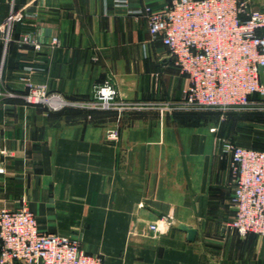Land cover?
I'll return each mask as SVG.
<instances>
[{"label": "crops", "instance_id": "0c3cea01", "mask_svg": "<svg viewBox=\"0 0 264 264\" xmlns=\"http://www.w3.org/2000/svg\"><path fill=\"white\" fill-rule=\"evenodd\" d=\"M172 1L0 0V25L12 10L26 21L8 42L0 32V211L29 208L42 232L78 237L104 264H264V240L228 226L234 185L217 147L230 137L264 150V115L239 113L218 129L194 111L156 109L179 103L187 80L138 11ZM27 29L58 45L21 47ZM26 79L74 101L111 79L121 101L151 108L49 113L26 103ZM163 218L167 232L150 234Z\"/></svg>", "mask_w": 264, "mask_h": 264}, {"label": "built area", "instance_id": "2783aa9c", "mask_svg": "<svg viewBox=\"0 0 264 264\" xmlns=\"http://www.w3.org/2000/svg\"><path fill=\"white\" fill-rule=\"evenodd\" d=\"M138 14L146 18L151 36L167 47L187 80L179 103L156 106L161 114L261 108L263 102L251 97L264 98V8H256L251 0H173L160 11L145 7ZM14 23L26 26L24 15L12 10L0 25L6 42ZM18 44L41 52L46 47L55 48L58 39L44 44L27 29ZM25 81L26 103L49 113L74 108L116 111L122 116L151 108L121 101L111 79L96 85L89 101L69 100L50 92L44 83ZM119 136L117 129L109 133L114 141ZM217 147L229 163L234 185L231 204L235 215L228 226L240 237L254 234L264 240V150L239 145L229 138H218ZM160 221L149 226L150 234L165 233L172 225L168 218ZM0 243V264H104L102 256L82 248L78 237L42 232L36 215L27 207L0 211Z\"/></svg>", "mask_w": 264, "mask_h": 264}, {"label": "rangeland", "instance_id": "374dc122", "mask_svg": "<svg viewBox=\"0 0 264 264\" xmlns=\"http://www.w3.org/2000/svg\"><path fill=\"white\" fill-rule=\"evenodd\" d=\"M252 110H264V103H263V105H261V108H258V109L254 108ZM230 112H233V111H230ZM230 112L209 111L207 113H202V114H203V116L206 117V120H208V121L211 120L212 122H214L217 125L218 129H222L224 123H226L227 117H229V115H230L229 114ZM235 112H237V111H235ZM233 115H235V116H233ZM233 115H231V118L234 120V117L237 118L238 114H233ZM215 129L217 130V128H215ZM220 138H223V137H220Z\"/></svg>", "mask_w": 264, "mask_h": 264}, {"label": "trees", "instance_id": "16d2710c", "mask_svg": "<svg viewBox=\"0 0 264 264\" xmlns=\"http://www.w3.org/2000/svg\"><path fill=\"white\" fill-rule=\"evenodd\" d=\"M251 99L252 100H254V101H258V102H263L264 103V98H260L258 95H254V96H252L251 97ZM70 109H74V108H70ZM68 110V109H67ZM78 110H80V109H78ZM83 111H85V110H83ZM207 112H209V111H205V112H196V113H199V114H202V113H207ZM239 113H242V114H244V113H262V115H264V111H262V110H246V111H243V110H241V111H237V112H235V111H233V112H230L229 114V117H231V115H233V114H239ZM203 115V114H202ZM233 116H235V115H233ZM236 118L234 117V120H235ZM233 120V121H234ZM226 138H229V139H231L230 137H226ZM231 140H233V139H231ZM234 141V140H233ZM235 142V141H234Z\"/></svg>", "mask_w": 264, "mask_h": 264}, {"label": "water", "instance_id": "95a60500", "mask_svg": "<svg viewBox=\"0 0 264 264\" xmlns=\"http://www.w3.org/2000/svg\"><path fill=\"white\" fill-rule=\"evenodd\" d=\"M177 227L187 233L189 241L192 242V241L195 240L196 235H197V231L196 230H194L192 228H189V227H187L186 225H183V224H178Z\"/></svg>", "mask_w": 264, "mask_h": 264}]
</instances>
